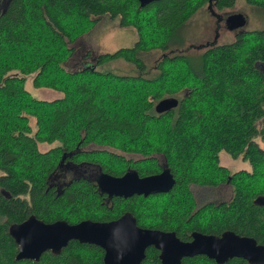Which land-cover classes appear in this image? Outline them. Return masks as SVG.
<instances>
[{
    "label": "trees",
    "instance_id": "1",
    "mask_svg": "<svg viewBox=\"0 0 264 264\" xmlns=\"http://www.w3.org/2000/svg\"><path fill=\"white\" fill-rule=\"evenodd\" d=\"M0 1V264H102L99 248L76 241L58 255L47 251L36 262L15 261L8 229L28 215L44 223H75L85 219L82 212L108 221L128 211L138 226L173 231L182 241L193 231H231L264 247V204L257 203L264 199V151L253 142L256 135L264 140V122L256 125L264 108V27L195 54L179 48L185 45L190 18L206 0H157L141 8L137 0ZM235 1L214 0V6L223 9ZM243 1L264 17V0ZM101 17L117 18L120 27L132 28L136 41L98 56L93 68L66 71L69 45ZM151 50L169 53L155 61L153 76L146 78L151 72L142 56ZM119 59L136 76L96 69L100 62ZM30 75L34 88L57 91L61 97L49 102L31 98L23 89ZM168 97L177 106L155 114V103ZM86 145L147 158L133 163L139 176L159 171L153 158L159 155L175 183L166 194L115 198L110 209L83 182L59 196L46 191L45 182L67 155L117 174L107 165L110 152L77 153ZM221 151L232 159L241 156L250 171L229 173L219 166ZM224 183L231 190L227 202L196 206L188 191L189 185ZM141 264H159L157 252L147 248ZM180 264L215 263L195 256ZM224 264L247 263L231 259Z\"/></svg>",
    "mask_w": 264,
    "mask_h": 264
},
{
    "label": "water",
    "instance_id": "2",
    "mask_svg": "<svg viewBox=\"0 0 264 264\" xmlns=\"http://www.w3.org/2000/svg\"><path fill=\"white\" fill-rule=\"evenodd\" d=\"M153 1L157 0H137L138 7ZM239 18H235L236 21ZM176 106L177 100L168 97L157 101L153 110L155 114H163ZM174 183L169 171L163 169L158 174L141 178L135 171H128L118 178L101 174L97 185L100 193L107 197L136 195L145 198L168 193ZM257 203L264 204V199H258ZM8 235L17 247L15 261L36 262L47 251L58 255L70 241H76L99 248L102 264H141L149 247L158 252L159 264H180L182 259L195 256H204L215 264H224L231 259H241L247 264H264V247L250 237L231 231L220 235L193 231L189 234V241H181L173 232L137 227L130 213L108 223L85 220L73 225L63 220L44 223L28 216L21 223L10 226Z\"/></svg>",
    "mask_w": 264,
    "mask_h": 264
},
{
    "label": "rangeland",
    "instance_id": "3",
    "mask_svg": "<svg viewBox=\"0 0 264 264\" xmlns=\"http://www.w3.org/2000/svg\"><path fill=\"white\" fill-rule=\"evenodd\" d=\"M3 1H0V6ZM243 19L240 24H234L235 18ZM264 27V17L262 14L255 12L250 5H247L243 0H236L231 7L217 9L212 4H204L198 9L190 18L185 45L179 49L187 53H199L206 48H209V44L222 45L229 44L234 41L235 35L241 32H250L259 30ZM136 41V34L132 28L120 27L117 18L101 17L98 19L92 29L78 38L69 47L72 50L70 56L64 61L63 67L68 72H75L84 69L88 66H94L91 64L96 58L102 54H110L116 50L132 47ZM212 47V46H210ZM176 48V52L179 51ZM169 53L168 50H151L142 56L143 63L150 73V69L153 67L156 60H158L162 54ZM81 54H84L81 56ZM81 56V57H80ZM85 58V59H84ZM92 58V59H91ZM84 59V60H83ZM80 63V64H79ZM84 63V64H82ZM87 63L88 65L85 66ZM261 68V66H258ZM96 69L101 72H111L118 76H136L133 67L122 60L104 61L100 62ZM15 73V72H12ZM17 74V73H15ZM154 72L144 76L150 78ZM13 75V74H11ZM23 89H25L33 99L39 101L49 102L55 99H59L61 94L57 91H53L45 88H34L31 84L32 75L24 78ZM179 96V95H178ZM28 125L34 127V119H28ZM264 122V108L263 115L256 125L259 127ZM253 142L257 148L264 151V140L259 135L253 137ZM47 147L39 145L40 151L45 150ZM96 150V147L90 146L86 150ZM113 155L108 160V167L112 171H119L123 168V160L132 157L137 159L141 156L139 154H132L130 152H124L118 148L111 147L110 151ZM131 155V156H129ZM116 157V158H115ZM161 160L159 157H157ZM126 160V159H125ZM219 166L226 168L229 173H235L241 170L250 171V167L241 156L232 159L225 152L221 151L218 154ZM141 162V161H138ZM83 167H71L70 170H76V174L82 172ZM88 171L91 168H86ZM93 171V170H92ZM188 191L190 192L196 206H200L205 203H221L227 202L231 196V190L229 186L224 183L216 187H200L196 185H189ZM80 217L94 218L84 212L80 213Z\"/></svg>",
    "mask_w": 264,
    "mask_h": 264
},
{
    "label": "flooded vegetation",
    "instance_id": "4",
    "mask_svg": "<svg viewBox=\"0 0 264 264\" xmlns=\"http://www.w3.org/2000/svg\"><path fill=\"white\" fill-rule=\"evenodd\" d=\"M205 4H212L214 5V0H206L205 1ZM204 6V5H202ZM201 8V7H200ZM244 20L243 19H238L237 21L236 20H233V23L236 24V23H242ZM210 46H215V45H212V44H209V47ZM84 54H81V56H83ZM80 56V57H81ZM85 59V58H84ZM83 59V60H84ZM92 59V58H91ZM96 63V60H94L93 62H91L92 65H95ZM80 64V63H79ZM84 64V63H82ZM87 66L88 64L85 63ZM87 147H90L89 145H86V146H82L80 148V150H78L77 153H85V152H91V151H96V152H101V151H110L111 148H108V147H96V150H86ZM94 147V146H93ZM46 150V149H45ZM44 151V150H43ZM84 155V154H82ZM87 156V155H85ZM131 156V155H129ZM133 157V156H132ZM132 157L130 158H126L125 159H121L123 160V168H121L119 171H112L114 173H117V174H108L106 173L105 171L102 170V166L100 165V163H97L95 161H88V160H81V161H75L72 159V156L71 155H67V156H64L62 158V161L60 162L59 166L54 169L52 171V173L50 174L49 178L47 179V181L45 182V190L48 191V190H52L54 192V195L55 196H59V195H62L64 190H66L69 186H71L73 183H77V182H83V183H86L88 184L93 190L94 192L97 193V195H99L100 197V200H101V203L105 205V207L107 209H110L111 208V205H112V200H114L115 198L116 199H128V198H131L133 196H136V195H133L131 197H128V198H123V197H107L106 194L104 193H100V190L98 188V185H97V182H98V178L101 174H105V175H108V176H111L113 178H118V177H121L123 174H125L126 172L128 171H135L134 168H133V163L134 162H138V161H144L146 160L147 158H143V157H139L137 159H132ZM157 157H159L161 160H159ZM155 160V164L156 166H158V172L157 173H152V174H147V175H143V176H139L138 174V177H146V176H150V175H154V174H158L160 173L163 169H165L164 167V160L161 156L159 155H155L153 156ZM130 164V165H129ZM73 168V167H83L85 169H82V172L80 173H77L76 174V170H70V168ZM86 168H91L90 171H88L89 169L86 170ZM93 170V171H92ZM136 172V171H135ZM1 173V172H0ZM3 195V191H0ZM166 194V193H165ZM155 195H160V194H155ZM149 196H153V195H149ZM136 197H141V198H144L143 196H136ZM148 197V196H147ZM146 198V197H145ZM124 213H130L128 211H124L122 212L117 218L115 219H112V220H108V221H98L96 220L95 218H85V219H82L78 222H75V223H68V224H76V223H79L81 221H85V220H89V221H92V222H99V223H108V222H111V221H114V220H117L119 217H121ZM131 214V213H130ZM132 215V214H131ZM28 216H33V215H28ZM133 216V215H132ZM34 217V216H33ZM37 219V218H36ZM135 219V218H134ZM24 221V220H23ZM41 221V220H40ZM66 222V221H65ZM21 223V222H20ZM67 223V222H66ZM135 224L137 227H140L137 225L136 223V220H135ZM140 228H143V229H151V230H158V229H152V228H145V227H140ZM158 231H162V230H158ZM163 232H173V231H163ZM174 233V232H173ZM175 234V233H174ZM176 236V235H175ZM182 241V240H181ZM189 241V240H188ZM15 245V244H14ZM16 247V245H15ZM152 248V247H151ZM153 249V248H152ZM16 251H17V247H16ZM156 251V250H155ZM157 252V251H156ZM16 254V253H15ZM157 256H158V252H157ZM15 260V259H14Z\"/></svg>",
    "mask_w": 264,
    "mask_h": 264
}]
</instances>
